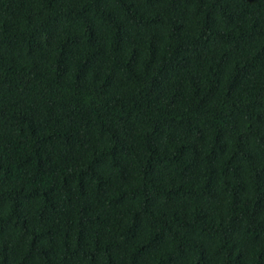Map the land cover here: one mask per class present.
<instances>
[{"label":"trees","instance_id":"trees-1","mask_svg":"<svg viewBox=\"0 0 264 264\" xmlns=\"http://www.w3.org/2000/svg\"><path fill=\"white\" fill-rule=\"evenodd\" d=\"M0 264H264V0H0Z\"/></svg>","mask_w":264,"mask_h":264}]
</instances>
